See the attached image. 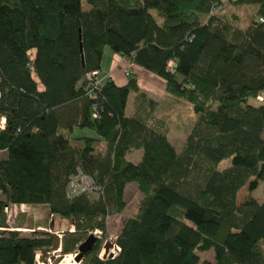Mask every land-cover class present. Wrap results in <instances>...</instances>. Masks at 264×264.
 <instances>
[{
	"label": "trees",
	"instance_id": "obj_1",
	"mask_svg": "<svg viewBox=\"0 0 264 264\" xmlns=\"http://www.w3.org/2000/svg\"><path fill=\"white\" fill-rule=\"evenodd\" d=\"M85 3L0 0V264H36L54 238L6 230L5 208L42 205L52 222L72 221L63 256L90 231L105 239L106 218L124 211L133 184L142 198L116 237L119 253L99 260L96 241L80 264H264V199L236 204L239 189L264 183V99L255 100L264 91V0H228L256 6L243 28L209 14L221 0ZM106 49L192 106L180 152L135 75L124 86L106 76L98 88L88 85ZM131 93L135 111L126 115ZM75 129L96 137H73ZM137 150L134 164L127 156ZM79 171L98 194L67 196ZM210 251L213 261L200 262Z\"/></svg>",
	"mask_w": 264,
	"mask_h": 264
},
{
	"label": "rangeland",
	"instance_id": "obj_2",
	"mask_svg": "<svg viewBox=\"0 0 264 264\" xmlns=\"http://www.w3.org/2000/svg\"><path fill=\"white\" fill-rule=\"evenodd\" d=\"M223 4L226 2L228 3V0H221ZM82 8L86 9L87 5L85 3V0H81ZM220 12V11H219ZM151 14L156 16V11L151 10ZM238 15V20L237 22H232L235 26L239 25H244L247 23L248 20H246L248 17L246 12L242 13H237ZM234 21V20H233ZM31 56L33 54L31 53ZM111 52L106 49L103 62H102V72H100V76L104 77L106 76L105 74L108 73L113 58L111 57ZM131 64H129L130 66ZM128 79V77H126ZM160 80V79H159ZM162 82V81H161ZM156 92L157 94H149V96L157 101L158 107L156 111V115L159 119L164 121L167 125V137L171 145L174 147L176 152H180L182 150V147L184 145L186 136L192 127L194 121H195V114L192 110V106L175 97H172L168 94L162 93L161 90H163L160 86H156ZM164 92V91H163ZM159 94H161L159 96ZM165 96V97H164ZM135 95L133 93L129 94L128 100H127V105L125 109V114H133L135 111ZM73 137H96V134L87 129H75L74 132L72 133ZM262 137L264 138V132ZM98 146H101L102 152H104V143H98ZM1 157V156H0ZM142 157V151L137 150L131 152L128 156L127 159L136 164L139 163ZM229 165V159H224L220 161L218 164V169H224ZM248 196L252 197L258 204L262 202L264 199V183L263 182H258V185L256 189L253 192H249L247 188L244 186L241 189L238 190L236 194V204H240L243 202ZM142 198V195L138 192L136 189L135 185H128L126 188L125 192V202H126V207L124 211L120 214H113L110 215L106 218V232L103 237L109 239H114L116 240L117 235L120 232V229L123 225V223L129 219L132 218L136 215L137 213V208L138 204ZM14 210V209H13ZM12 216L14 215V211L11 212ZM59 219V218H57ZM45 222V228L44 229H39L36 231H41V232H47L49 234L55 235L53 231H61V232H67L70 231L69 229H73L74 231V226L72 224V221L70 220H64V222H61L60 225L62 226L63 230H59V228H56L55 230L53 228H49V222ZM65 226V227H64ZM64 227V228H63ZM199 260L200 262L207 261V262H212V253L210 252H205V253H200L199 254ZM61 262L60 258H51V263L50 264H59ZM62 263V262H61ZM60 263V264H61ZM65 264V261H64ZM201 264V263H200Z\"/></svg>",
	"mask_w": 264,
	"mask_h": 264
},
{
	"label": "crops",
	"instance_id": "obj_3",
	"mask_svg": "<svg viewBox=\"0 0 264 264\" xmlns=\"http://www.w3.org/2000/svg\"><path fill=\"white\" fill-rule=\"evenodd\" d=\"M264 7V3H263ZM256 6L254 5H243V6H235L231 3H225L223 4L220 12L218 13V18L221 20H225L227 22H237L238 15L237 13L246 12L247 13V19L249 20L252 18L255 14ZM234 20V21H233ZM244 25H239L240 28H243ZM113 60L111 67L106 73V77H110L111 80L117 85V86H124L127 84L128 79L124 76V70L128 68L129 63H127L123 58H121L118 55L111 54ZM103 66V65H102ZM102 67L101 71L102 72ZM133 74L137 77V84L139 88L146 92V94L149 96V94H157L156 92V86H160L163 90H161V94L164 93V83L161 82L158 78L154 77L153 75L147 73L143 69L134 66L133 67ZM159 94V96L161 95ZM165 97V96H164ZM149 98H151L149 96ZM152 99V98H151ZM127 115V114H126ZM130 115V114H128ZM0 156L4 157V152H0ZM0 200H4V197L0 195ZM12 211H14V215L10 219L9 222H7L8 231H19L23 233L26 236H29L32 232L44 229L45 228V222H49V228H53L54 230L56 228H59V230L62 228L60 225L61 222H64V219H57V217H53V222L51 221V216L48 213V209L46 206L42 205H11L9 207ZM14 209V210H13ZM47 222V223H48ZM65 227V226H64ZM63 227V228H64ZM5 229L1 228L0 231H3ZM57 234L61 231H53ZM55 234V235H57Z\"/></svg>",
	"mask_w": 264,
	"mask_h": 264
},
{
	"label": "built area",
	"instance_id": "obj_4",
	"mask_svg": "<svg viewBox=\"0 0 264 264\" xmlns=\"http://www.w3.org/2000/svg\"><path fill=\"white\" fill-rule=\"evenodd\" d=\"M220 10H221V5H215L211 8L209 14L210 15L217 14L219 13ZM259 22H262V19H259ZM133 67L134 66L131 64L130 66H128V68L124 70L125 77H129L133 74V71H132ZM86 80L90 87L98 88L101 82L103 81V77L100 76L99 72H91L86 75ZM263 99H264V91H262L255 97V100L257 102H262ZM0 126L1 128H4L5 126L4 119H1ZM99 192H100V188L96 185L95 181L91 177L85 174H82L79 171L75 176H73L70 179L69 184L67 186L66 193H67V196L69 197H75L83 193L98 194ZM4 212L7 215V222H9L10 219L12 218V213H11L12 210L10 208H5ZM72 231L73 229L72 230L70 229V232ZM54 233L57 234L56 232ZM88 235H92L96 239V241H100V247L97 253V257L99 260L104 261L108 259H114L119 253L120 249L115 243V238L114 239L105 238L102 240V232L100 230L90 231ZM57 236L60 239L59 249L49 253L47 255L46 260L39 259L40 253H38L36 255V264H50L52 257L60 258L61 262L65 261V264H80L81 261H76V258L78 256V249H76V251H74L71 254L61 256V239L63 236V232L58 233ZM108 245L109 247L107 248Z\"/></svg>",
	"mask_w": 264,
	"mask_h": 264
},
{
	"label": "water",
	"instance_id": "obj_5",
	"mask_svg": "<svg viewBox=\"0 0 264 264\" xmlns=\"http://www.w3.org/2000/svg\"><path fill=\"white\" fill-rule=\"evenodd\" d=\"M95 243H96V239L92 235H89L86 238V240L79 245L78 256L76 258V261H81L83 256L92 250ZM59 246H60V239L57 235H54L52 248L50 250H44L40 254H41V256H44L46 258L49 253L58 250ZM108 247H109V245L107 246V248ZM39 259H41V258H39Z\"/></svg>",
	"mask_w": 264,
	"mask_h": 264
},
{
	"label": "bare ground",
	"instance_id": "obj_6",
	"mask_svg": "<svg viewBox=\"0 0 264 264\" xmlns=\"http://www.w3.org/2000/svg\"><path fill=\"white\" fill-rule=\"evenodd\" d=\"M61 264H64V261H62V263Z\"/></svg>",
	"mask_w": 264,
	"mask_h": 264
}]
</instances>
